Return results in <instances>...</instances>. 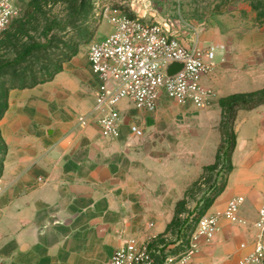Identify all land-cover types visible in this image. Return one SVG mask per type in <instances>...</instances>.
Masks as SVG:
<instances>
[{"label":"crops","instance_id":"0c3cea01","mask_svg":"<svg viewBox=\"0 0 264 264\" xmlns=\"http://www.w3.org/2000/svg\"><path fill=\"white\" fill-rule=\"evenodd\" d=\"M97 87L89 60L83 68L74 58L52 81L10 92L0 122L8 144L0 178V264H105L126 235L144 241L166 233L178 201L203 173V153L174 163L171 153L161 158L143 153L145 136L135 139L127 127L110 140L94 119L77 125L78 116L92 109ZM214 113L221 123L222 108ZM235 130L234 169L213 209L225 208L238 195L264 197L251 165L244 164L239 181L235 165L242 142L255 137L260 147L243 155L264 167V105L240 110ZM257 215V208L243 205V218L252 223ZM227 224L221 223L211 246L201 245L194 263L239 264L252 248L241 244L251 242L253 227L234 231ZM234 232L244 239L240 244L233 245Z\"/></svg>","mask_w":264,"mask_h":264},{"label":"rangeland","instance_id":"374dc122","mask_svg":"<svg viewBox=\"0 0 264 264\" xmlns=\"http://www.w3.org/2000/svg\"><path fill=\"white\" fill-rule=\"evenodd\" d=\"M107 7H118L126 14L140 16L150 23L160 22L187 44L198 42L202 47H216L215 68L204 82L215 92L207 108L198 109L164 98L156 112L132 107L126 117L127 124L135 121L144 128V142L139 145L143 153L157 158L171 153L173 162L180 163L181 157L199 152L204 156V168L214 164L222 140L219 115L214 113L217 108L221 110L220 99L233 94H255L264 89V0H21L11 24L0 31V64L16 58L30 43L48 39L51 43L0 76V112L5 94L13 84H20L31 75L51 71L71 49L76 48L79 52L70 61L75 58V64L88 68L90 44L103 40L112 32L105 16ZM53 23L59 25L47 37V28ZM122 106L126 105L123 103ZM209 111L211 114L207 115ZM251 138L253 140L242 142L235 159L236 180L247 162L251 165L252 176L263 182L264 191V167L257 160L248 162L243 155L260 147V142ZM2 157L0 146V160ZM226 178L225 167L203 169L200 177L187 188L182 198L184 203L179 207L176 205L170 229L164 234L147 236L144 241L152 242L161 252L176 254L186 249L188 235L196 227L198 218L207 212L224 210L213 209L216 201L211 206L208 201L214 198L215 191ZM248 204L253 210H259L264 197L248 195L244 205ZM223 221L234 231L242 228L226 219H221V223ZM232 235L238 239H232L233 245L244 240H239L235 232ZM216 237L203 245L211 246ZM221 255L225 260L233 258L227 252Z\"/></svg>","mask_w":264,"mask_h":264},{"label":"built area","instance_id":"2783aa9c","mask_svg":"<svg viewBox=\"0 0 264 264\" xmlns=\"http://www.w3.org/2000/svg\"><path fill=\"white\" fill-rule=\"evenodd\" d=\"M21 0H0V31L5 30L19 10ZM105 16L112 32L103 40L90 44L88 60L98 81L92 109L78 116L79 126L91 119L97 121L104 138L117 140L124 127L136 139L145 136L144 128L135 121L126 123L131 108L156 112L164 98L181 105L207 108L215 92L204 78L216 65V47H202L198 42L185 43L160 22H147L130 16L118 7H107ZM173 63L182 68L169 73ZM126 106L123 107L122 104ZM245 197L231 198L222 212H207L188 235L186 249L180 253L161 252L152 242L126 235L105 264H201L193 258L205 242L212 241L221 229V219L238 225H252L251 242L241 247L252 248L239 264H264V204L257 218L250 223L241 216Z\"/></svg>","mask_w":264,"mask_h":264},{"label":"trees","instance_id":"16d2710c","mask_svg":"<svg viewBox=\"0 0 264 264\" xmlns=\"http://www.w3.org/2000/svg\"><path fill=\"white\" fill-rule=\"evenodd\" d=\"M58 25H59L58 23H53L49 25L46 31V36L48 37L49 33ZM50 43L51 41L50 39H48L46 42H33L28 44L23 49V51L19 53V55L16 58H14L13 60L5 61L0 64V76L6 73L5 71L8 68H12L14 65L20 64L21 62L26 60L35 51L48 48ZM78 52L79 51L76 48L71 49L69 53L63 54L64 58L61 61V63L55 64L54 68L51 71H48L46 73H41L39 75H31L30 77L27 78V80L24 79L20 84H13V86L10 87L5 94L4 102L2 105L3 109L0 112V122L8 110L9 96L11 90L17 88L31 89L40 84L52 81L58 73L64 70V64L70 61L73 57H75L78 54ZM219 102L222 108V118L219 127V130L222 135V140L218 146L215 163L206 166L204 170L206 171V170L216 169L219 166L225 167L227 171V178L215 191L214 198L208 201V206L213 205L216 199L225 191L228 185L229 176L234 169L233 154L237 147V138H238L237 132L235 130V123L238 116V112L240 110H253L261 105H264V89L255 94H233L221 98ZM0 146L3 149V157L0 160V178H1L4 173L5 161L8 154V144L3 137L1 127H0ZM183 203H184V199L178 201L177 207H179ZM203 215L204 214H202L201 216ZM173 222L174 221H172L169 224L168 230L172 226Z\"/></svg>","mask_w":264,"mask_h":264},{"label":"water","instance_id":"95a60500","mask_svg":"<svg viewBox=\"0 0 264 264\" xmlns=\"http://www.w3.org/2000/svg\"><path fill=\"white\" fill-rule=\"evenodd\" d=\"M182 68V64H179V63H173L171 66H170V69H169V73H174L175 71H178Z\"/></svg>","mask_w":264,"mask_h":264}]
</instances>
